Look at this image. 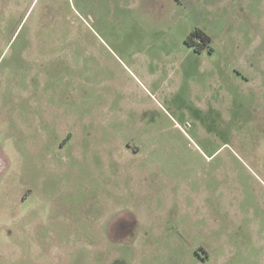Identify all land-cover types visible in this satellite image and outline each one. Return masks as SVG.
<instances>
[{"label":"rangeland","instance_id":"rangeland-1","mask_svg":"<svg viewBox=\"0 0 264 264\" xmlns=\"http://www.w3.org/2000/svg\"><path fill=\"white\" fill-rule=\"evenodd\" d=\"M198 2L202 53L179 0H0V264H264V0Z\"/></svg>","mask_w":264,"mask_h":264},{"label":"crops","instance_id":"crops-1","mask_svg":"<svg viewBox=\"0 0 264 264\" xmlns=\"http://www.w3.org/2000/svg\"><path fill=\"white\" fill-rule=\"evenodd\" d=\"M178 5L184 11V18L181 19L185 21L186 25L188 26V34L191 30L195 27V23L197 21V17L201 14V4H199L198 0H179ZM186 35L183 37L185 40ZM186 46V44H184ZM187 47V46H186ZM187 50L190 52L191 48L187 47Z\"/></svg>","mask_w":264,"mask_h":264},{"label":"trees","instance_id":"trees-1","mask_svg":"<svg viewBox=\"0 0 264 264\" xmlns=\"http://www.w3.org/2000/svg\"><path fill=\"white\" fill-rule=\"evenodd\" d=\"M203 44V45H209L212 43V38L206 34L204 31L197 29H194L189 36L187 37L185 44L188 48H192L195 52L197 53H202V50H199L198 44ZM207 47V46H206ZM210 52L212 50L210 49Z\"/></svg>","mask_w":264,"mask_h":264},{"label":"flooded vegetation","instance_id":"flooded-vegetation-1","mask_svg":"<svg viewBox=\"0 0 264 264\" xmlns=\"http://www.w3.org/2000/svg\"><path fill=\"white\" fill-rule=\"evenodd\" d=\"M20 94V92H18ZM10 99H11V107H10V110H11V116L9 118V120L13 121V120H17L16 119V115H17V112L16 110L18 109V106L16 105V101L19 100V98L17 99V95H16V91L15 93H12L11 96H10ZM20 102V100H19Z\"/></svg>","mask_w":264,"mask_h":264}]
</instances>
